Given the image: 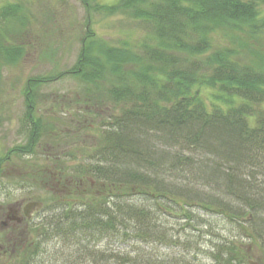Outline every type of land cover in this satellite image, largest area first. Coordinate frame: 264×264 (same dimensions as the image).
Returning <instances> with one entry per match:
<instances>
[{
    "label": "trees",
    "instance_id": "obj_1",
    "mask_svg": "<svg viewBox=\"0 0 264 264\" xmlns=\"http://www.w3.org/2000/svg\"><path fill=\"white\" fill-rule=\"evenodd\" d=\"M81 1L87 9L89 1ZM263 5L264 0H120L105 6V13L141 20L154 44L143 39L136 53L102 46L92 54L94 42L82 46L72 67L26 82L21 91L26 140L0 155V178L12 157L39 154L44 133L53 132L36 115L39 86L76 79L93 88L84 96L90 108L101 103L97 94L102 93L118 111L96 121L98 127L91 121L87 128L97 129L96 141L81 147L72 167L44 153L52 155L59 176L70 168L78 183L97 184L98 190L54 196L42 237L118 234L151 246L146 252L135 249L130 264H169L171 250L172 256L178 254L180 246L184 258L178 263L186 264L197 242L186 237L181 242L180 227L174 228L171 219L195 230L205 225V215H214L227 223L230 235L210 244V259L249 264L234 241L238 224L264 250V185L254 172L264 171V53L256 45L253 61L242 62L231 48L209 52L214 31L228 33L236 48H251L248 42L264 34ZM103 7L92 5V11ZM23 17L18 3L0 7V21L8 24L0 29V79L1 68L22 55L9 36L23 33ZM159 247L165 248L164 258L156 254Z\"/></svg>",
    "mask_w": 264,
    "mask_h": 264
},
{
    "label": "rangeland",
    "instance_id": "obj_2",
    "mask_svg": "<svg viewBox=\"0 0 264 264\" xmlns=\"http://www.w3.org/2000/svg\"><path fill=\"white\" fill-rule=\"evenodd\" d=\"M87 1L89 6L86 9L81 0H0V7L7 3L20 4L25 24L23 33L9 36L10 42L22 49L21 57L1 68L0 155L26 140L23 127L21 128L24 109L21 91L29 79L50 76L72 67L81 50L89 48L88 44L92 45L94 42L96 44L91 48L92 54H99L102 46L133 50L136 53L143 39H147L149 45L155 43L153 39L148 38V26L141 20H135L128 14L109 16L105 13V6H114L120 0ZM95 4L104 7L97 12L92 11V5ZM262 10L264 13V5ZM7 26V23L0 21V29L5 30ZM235 33L236 36L239 35V32H234L232 36H235ZM228 35L220 31L211 33L209 52L231 48L233 54L236 53V59L242 62H252L253 54L258 52L260 47V52L264 53V34H260L259 39L254 42L250 40L248 45L251 48L247 51L239 49V46H232ZM85 37L87 40L83 42ZM92 89L79 80L67 78L43 84L36 90V115L47 128L53 129V132L50 133L51 130L47 129L44 133L40 146L37 147L39 154L26 156L22 160L12 157L6 164L4 177L0 178V222H5L4 215L10 207L23 208L35 201L41 206L29 210L30 213L33 212V217L26 227L0 225V245H4L5 249L8 247L9 250L11 246L17 248L11 259L8 256L0 257V264H130L131 261L128 260L133 256L135 249L142 252L151 250L147 243H138L118 234L95 239L82 234L71 238L42 237L46 233L45 219L52 215L49 211L54 210L56 198L75 191L94 193L98 190L97 184L90 183L89 188L86 183H78L77 176L71 174L70 168H66V173L59 176L53 170L52 155L44 156L47 152L56 154L60 158L59 163L67 162L66 164L72 167L79 161L78 153L81 147H91L96 141L97 129L87 128L91 121L98 127L96 121H103L106 116L118 113L112 108L110 101L104 99L102 93L97 94L101 103L90 108L84 96ZM83 156L87 157L86 154ZM27 172L31 174L27 175ZM240 172L246 173L243 169ZM249 172L252 171L247 173ZM254 172H259L257 181L259 185H264V177L261 176L264 171L259 168ZM33 178L35 185L30 186L29 182L34 183ZM192 188L202 191L194 186ZM122 190L126 191V188ZM192 209L204 212L197 208ZM204 219L207 220L205 225H197L195 230L188 225L181 226L177 220L171 219L170 223L174 224V228L180 227L176 232L179 233L181 242L184 241L182 237L197 242L190 253L186 254L190 263L220 264L210 259L208 250H211V243L224 241L229 237L230 233L225 228L227 223L217 220L214 215H205ZM233 234L236 236V246L249 264H264V250L260 248L259 242L250 239L239 224ZM181 248H176L178 254L173 256L172 249L166 262L179 264L180 258H184V254L179 253ZM164 250L165 248H160V253H156L155 249L153 253L160 257L163 255L164 258ZM183 251L186 253V250ZM31 252H34L33 257H29Z\"/></svg>",
    "mask_w": 264,
    "mask_h": 264
},
{
    "label": "flooded vegetation",
    "instance_id": "obj_3",
    "mask_svg": "<svg viewBox=\"0 0 264 264\" xmlns=\"http://www.w3.org/2000/svg\"><path fill=\"white\" fill-rule=\"evenodd\" d=\"M32 213H30L29 211H24L22 207H18L17 209L10 207L8 209V212L4 215L5 222H0V225L2 226V225L12 224V225H15V227H20V225H23L24 227H26L29 221L32 220V217H33ZM12 247L13 246H11L9 250L8 247L5 249L4 245H0V257L5 258L8 256V258L11 259V257L14 255L13 253L17 251L16 250L17 248H12ZM13 260H10V261H13Z\"/></svg>",
    "mask_w": 264,
    "mask_h": 264
},
{
    "label": "water",
    "instance_id": "obj_4",
    "mask_svg": "<svg viewBox=\"0 0 264 264\" xmlns=\"http://www.w3.org/2000/svg\"><path fill=\"white\" fill-rule=\"evenodd\" d=\"M40 206V203H38V202H30V203H28V204H26L25 206H24V210L25 211H29V210H31L32 208H34V207H39Z\"/></svg>",
    "mask_w": 264,
    "mask_h": 264
}]
</instances>
